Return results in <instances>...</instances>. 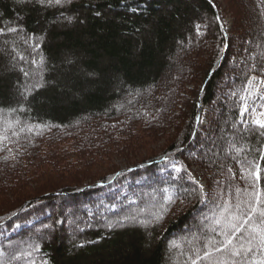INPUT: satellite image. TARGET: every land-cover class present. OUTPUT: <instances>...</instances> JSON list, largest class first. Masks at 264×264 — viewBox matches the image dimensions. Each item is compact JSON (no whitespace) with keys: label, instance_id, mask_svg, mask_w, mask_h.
<instances>
[{"label":"trees","instance_id":"1","mask_svg":"<svg viewBox=\"0 0 264 264\" xmlns=\"http://www.w3.org/2000/svg\"><path fill=\"white\" fill-rule=\"evenodd\" d=\"M259 83L264 0H0V264L264 258Z\"/></svg>","mask_w":264,"mask_h":264},{"label":"snow or ice","instance_id":"2","mask_svg":"<svg viewBox=\"0 0 264 264\" xmlns=\"http://www.w3.org/2000/svg\"><path fill=\"white\" fill-rule=\"evenodd\" d=\"M55 2L59 4L61 0H55ZM256 124L264 129V120H257ZM248 175L254 176L257 182L261 178L258 168H254ZM252 195L254 203L251 201L248 203L247 212L240 209L239 205H237L238 210L241 212V216L236 219L238 221H243V224H249V222H251L246 244H241L239 246L233 244L235 233L239 232L242 226L239 223L231 225L233 237L228 238L225 242V247L232 245L231 252L233 256H244L247 258L257 250L264 253V207H258L259 205H264V200L261 199V195H264V193L257 192ZM257 215L259 217L258 223L254 220V217ZM251 264H264V258L253 259Z\"/></svg>","mask_w":264,"mask_h":264},{"label":"rangeland","instance_id":"3","mask_svg":"<svg viewBox=\"0 0 264 264\" xmlns=\"http://www.w3.org/2000/svg\"><path fill=\"white\" fill-rule=\"evenodd\" d=\"M204 14L205 13H203V15ZM254 91H255V93H258L262 98H264V83L257 84ZM252 105L253 106H251L249 103H247L246 104V109L251 106L250 107V110H251V113H252L253 120L255 122L257 120H264V102L262 104H255V103H253ZM192 231H196V230H192ZM51 237H53V235H51ZM71 250L70 249L68 250V254H73L74 251H71Z\"/></svg>","mask_w":264,"mask_h":264}]
</instances>
